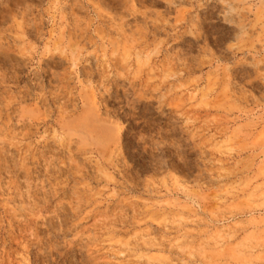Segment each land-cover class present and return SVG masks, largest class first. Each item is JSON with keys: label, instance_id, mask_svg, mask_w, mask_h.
<instances>
[{"label": "rangeland", "instance_id": "1", "mask_svg": "<svg viewBox=\"0 0 264 264\" xmlns=\"http://www.w3.org/2000/svg\"><path fill=\"white\" fill-rule=\"evenodd\" d=\"M0 264H264V0H0Z\"/></svg>", "mask_w": 264, "mask_h": 264}]
</instances>
